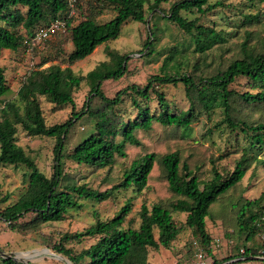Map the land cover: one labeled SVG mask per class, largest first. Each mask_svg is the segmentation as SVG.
I'll list each match as a JSON object with an SVG mask.
<instances>
[{"label": "trees", "instance_id": "1", "mask_svg": "<svg viewBox=\"0 0 264 264\" xmlns=\"http://www.w3.org/2000/svg\"><path fill=\"white\" fill-rule=\"evenodd\" d=\"M75 11L79 8L76 0ZM98 1V0H97ZM114 8L116 14L104 23H97L89 16L72 26L75 15L71 16L65 0H0V52L2 50L16 51L20 47L28 48L25 40H30L34 32L50 24L55 19L65 21L70 32L72 51L67 55L68 64L72 65L91 55L94 50L119 36L121 28L130 20L143 23L145 21V5L150 14H159L169 20L176 28L192 37L195 51L205 53L215 45L225 44L226 39L213 28L198 24L196 19L182 16V12L204 14L220 5L211 4V0H181L174 3L168 13L159 10L160 4L167 0H99ZM264 2V0H250ZM88 4H90L88 2ZM97 7V6H96ZM21 8L24 11H21ZM94 8V7H92ZM257 14H244L242 22L251 23L258 20ZM21 27L25 35L17 32ZM149 36L144 43L147 54L152 53L154 33L149 25ZM250 31L244 29L243 41L240 44V57L234 58L223 70L211 76L195 80L193 77L179 72L182 62L178 61L181 54L174 49L167 57V65L172 61L173 74L153 75L144 87L132 84L118 90L113 98L106 97L101 86L104 81L120 80L127 72L129 54L105 47L107 61L98 63L85 76L73 72L70 65L60 67L49 65L46 68H36L28 74L17 91L16 101L3 97L8 90L4 84V71L0 68V164L15 167L23 166L29 171L25 192L13 204L0 211V219L14 227L20 218L33 214V226L46 222H57L64 219L70 209L79 206L77 199L102 202L118 190L127 191L135 188L142 192L146 188L154 167L156 154L146 153L133 159L123 173L122 179L108 190L100 192L89 188L86 184L78 185L67 179L63 172V160L68 158L77 164L98 168L111 167L117 157L125 158L126 146L139 147L141 144L134 136L136 131L148 132L157 124L161 127H173L181 130L190 125L200 115V107L204 113H210L214 107L222 109L224 122L233 135H243L247 148H238L241 156L235 160L231 172L219 171L211 167L212 176L200 184L186 163H181L178 151L164 154L159 165L164 172L169 190L179 196L168 206L160 203L150 208L142 204L139 210L137 228L124 227L126 216L131 212V200L109 220L101 221L96 217L94 224L81 232L72 235L64 234L59 243L52 246L56 253L66 257L71 264H148V249H170L172 241L179 233V228L173 221V212L186 213L185 225L191 230L195 239L210 254L211 236L207 230L206 217L212 202L221 195L234 189L244 178L246 171L253 163H261L257 156L264 150V122L249 124L244 119L231 117V100L245 106L255 107L264 104V50L257 51L256 46L249 43ZM31 46H34L32 44ZM30 46V47H31ZM141 53V52H140ZM145 53V54H146ZM153 54V53H152ZM166 66V63H165ZM196 65L194 64L193 67ZM238 77L249 80L255 92L239 93L229 89V85ZM85 81L89 88L88 98L94 96L100 105L91 108L90 100H86L80 110H77L73 93L81 82ZM181 83L189 100L187 110H175L170 101L156 85ZM154 92L156 108L151 111L148 106H142L140 101L147 100ZM39 96L58 107H71L70 117L61 123L46 125L39 103ZM125 97L131 99L136 109L132 119L124 120L116 111ZM234 109V108H233ZM234 115V110H233ZM87 117L93 122V128L66 154V139L76 121ZM234 117V116H233ZM17 126H20L29 136L49 137L55 139L54 158L51 177H46L36 165L35 160L17 144ZM239 143L234 141L235 146ZM254 151V152H253ZM264 191L259 197L246 201L236 215L237 225L244 234L245 245L236 248L233 255L222 260L231 264L249 262L264 264L260 258L263 244L256 246L255 236L260 232L259 223H264ZM32 223V222H31ZM157 231L155 239L154 231ZM84 237L94 239V242L78 253L64 246L71 239L80 240ZM242 250V252H241ZM257 257L256 260L240 259ZM1 264H22L12 259H2ZM218 262L213 260V264ZM219 264V263H218ZM228 264V263H227Z\"/></svg>", "mask_w": 264, "mask_h": 264}, {"label": "rangeland", "instance_id": "2", "mask_svg": "<svg viewBox=\"0 0 264 264\" xmlns=\"http://www.w3.org/2000/svg\"><path fill=\"white\" fill-rule=\"evenodd\" d=\"M178 1L181 0L162 2L159 10L168 13L170 7ZM210 3H219L220 5L204 14L194 11L181 13L188 19H196L198 24L204 27L215 29L226 39L225 44L215 45L202 54L195 51V43L190 35L183 33L161 15L150 14L147 5H145V21L143 23L128 21L121 28L116 39L100 45L87 58L72 65L68 64L67 61V55L72 51L68 29L64 32L59 31L50 39L28 48L20 47L16 51L2 50L0 52V68L4 71V84L8 90L3 99L16 101L17 91L22 82L30 71L38 68V66L43 69L52 64L62 68L70 65L75 74L85 76L98 63L108 60L104 51L105 47L118 51L120 54H129L130 57L127 72L123 78L102 83L101 90L108 98H113L118 90L132 84L144 87L153 75L173 74V63L171 61L167 65V57L174 49L181 54V57L178 56L180 59H177L180 63L182 62L179 72L189 75L195 80L204 76H211L217 71L225 69L231 60L241 56L240 44L244 38V29L250 31L249 43L256 46L257 51L264 50V2L211 0ZM21 11L24 9L21 8ZM75 12V15H72V26L89 16L94 17L97 23H104L116 14L114 8L105 2L100 1L99 3V0H80L79 8ZM244 14H257L259 19L251 23H243ZM149 25L154 33V40H152L153 54L149 53L148 55L147 50H144V43L149 36ZM17 32L25 35V31L21 27L17 29ZM194 64L195 67H193ZM229 89L239 93L256 91V89L251 88L248 79L241 77L236 78L229 85ZM156 90L161 91L166 96L173 109L187 110L189 100L181 83L176 85L159 84L156 85ZM88 94V85L82 81L80 87L73 93L77 110L82 108L86 100H90L91 108L100 105L99 100L94 96L87 99ZM39 103L45 123L48 126L64 122L71 115V107L55 106L43 96H39ZM140 103L142 106H148L151 111L155 110L156 97L154 92L149 94L147 100L140 101ZM197 108H199L200 115L188 129L183 128L186 130L161 127L155 124L148 132L136 131L134 136L141 145L137 147L128 144L125 148L127 156L125 158L117 157L110 168L101 169L77 164L65 158L62 168L67 179H71L78 185L84 183L91 189L103 192L122 179L124 171L133 159L146 153L156 154L153 170L147 186L142 192H136L133 187L127 191L118 190L102 202L76 198L79 206L70 209L63 220L41 223L35 227L31 213L20 218L14 223V227L0 219V250L5 253H12L15 257L26 259L21 260L22 264H71L66 257L56 253L52 246L59 243L64 234L72 235L94 224L96 217L101 221L111 219L127 200H131V212L126 216L123 226L137 228L139 210L143 203L148 208L155 203L168 206L170 202L179 197L169 190L164 172L159 165L160 157L164 154L178 151L181 163L187 164L200 184L211 178L213 165L223 174L231 172L235 160L241 156V150L238 148H247V141L245 140L247 138L244 139L242 134L233 135V132L224 122V115L220 107H214L210 113H204L200 107ZM231 108L232 120L233 118L244 119L249 124L264 122V104L248 107L232 99ZM116 111L122 115L124 120L132 119L136 115V109L129 97L123 99ZM92 128L93 122L87 117L76 121L67 135L66 154H70L75 145L88 135ZM235 140L239 141L237 146L234 144ZM16 141L35 160L39 170L46 177H51L55 139L29 136L20 126H17ZM257 156L261 158L262 162L260 164L253 163L246 171L241 183L221 195L209 207L205 221L212 239L210 254L203 249L208 264H211L213 260L219 264H231L229 262L232 261L222 263V260L233 255L237 247L240 249L245 245V236L239 231L236 215L246 201L259 197L264 191V150ZM28 175L29 171L23 166L15 167L9 164H0V211L15 203L25 192ZM172 218L179 228L178 235L168 250L162 247L158 250L149 248L148 264H194V241H197L200 247L202 246L185 225L186 213L173 212ZM154 235L157 239L156 230ZM93 242L94 239L84 237L80 240L71 239L64 243V246L78 253ZM254 243L259 246L260 236L258 234L255 236Z\"/></svg>", "mask_w": 264, "mask_h": 264}, {"label": "built area", "instance_id": "3", "mask_svg": "<svg viewBox=\"0 0 264 264\" xmlns=\"http://www.w3.org/2000/svg\"><path fill=\"white\" fill-rule=\"evenodd\" d=\"M69 6L70 9V16L75 12V4L76 0H65ZM66 30V24L64 20L61 19H55L54 21L50 22V24L38 28L34 34L33 37L28 41L25 40L24 44L30 47L32 44H37L41 41H46L53 37L57 32L62 31L64 32ZM264 219V218H263ZM260 226V240L263 244V248L260 250V258L264 259V223H259ZM194 248H195V262L194 264H208L206 260V254L202 247H200L197 243V241H194ZM242 252V250H241ZM242 259V257L240 258ZM233 261V260H232ZM213 264V262L211 263Z\"/></svg>", "mask_w": 264, "mask_h": 264}, {"label": "water", "instance_id": "4", "mask_svg": "<svg viewBox=\"0 0 264 264\" xmlns=\"http://www.w3.org/2000/svg\"><path fill=\"white\" fill-rule=\"evenodd\" d=\"M0 257L2 259H12L13 261L17 263H22L21 260L17 259L12 253H5L2 250H0ZM242 259H248V260H256L257 257H247V258H242ZM234 261V260H233Z\"/></svg>", "mask_w": 264, "mask_h": 264}, {"label": "bare ground", "instance_id": "5", "mask_svg": "<svg viewBox=\"0 0 264 264\" xmlns=\"http://www.w3.org/2000/svg\"><path fill=\"white\" fill-rule=\"evenodd\" d=\"M17 259H19V260H26V259H22V258H19V257H16Z\"/></svg>", "mask_w": 264, "mask_h": 264}]
</instances>
